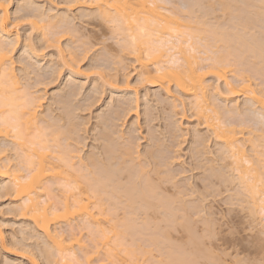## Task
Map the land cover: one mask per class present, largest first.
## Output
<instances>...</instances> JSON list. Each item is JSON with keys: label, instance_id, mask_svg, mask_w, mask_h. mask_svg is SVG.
<instances>
[{"label": "bare ground", "instance_id": "obj_1", "mask_svg": "<svg viewBox=\"0 0 264 264\" xmlns=\"http://www.w3.org/2000/svg\"><path fill=\"white\" fill-rule=\"evenodd\" d=\"M209 1L211 3L213 0ZM209 1L207 0V4ZM215 1V5L211 3L212 8L216 5L225 7L222 10V13H224L223 17L227 12L237 13V11L242 10L254 19L250 20L253 22H248L250 25L254 21L259 20V23L258 21L256 23V25H259H257L259 30H256L255 24H253L255 27L253 31L248 29L247 32L256 33L257 31L256 35L264 33H261L264 30V0ZM172 2L171 0L71 1V3L81 7L95 6L97 8L95 9L98 10V15L103 20L113 23L114 30L116 29L118 36L120 34L119 38L124 42L122 46L134 55L140 71L139 76L149 87L161 89L169 98H174L172 87H175L180 94L187 96L189 99L188 105L189 107L191 106L190 109L193 110L195 116L204 122L209 132V135H207L209 137L205 136V138L202 136L203 138L199 140L195 154L203 153L204 157L208 154L213 157L212 152L208 151L209 144H205V141L207 142V139L212 136L218 143H221V148L219 146L220 150L215 152V155H218L219 158L215 156V158L217 157L216 161L213 158L212 160L211 158L205 159L215 163L219 159L221 160L220 162L223 161V166L226 164L224 161L229 159L232 163L230 162L231 164L228 167L233 168L228 169L232 170L230 172H233L236 176L229 173L227 169L222 170L221 168L224 167H221L222 164L220 162H218L220 163V169L217 167V163L215 164L216 166L211 163L213 164V167H210L213 170L211 171L214 172L215 178L224 181L222 182L224 185L230 181L228 179L230 177L226 178L224 175L225 170L228 172L227 176L231 174V178L233 177L239 183L238 189L240 190H237L238 192L235 191V193L237 192L236 195L247 205L252 220L259 214L262 216V221H264V93L258 94L252 88L250 80L244 77L247 75L244 71H237L239 75L235 73V81L228 80L226 76L227 69L234 67L232 62L235 60L232 61L230 58L240 55L236 56L232 53L231 49L233 47L231 48L230 44L226 43V40L228 43L230 40L232 42H242L241 45L244 48H241L244 51H240L241 55L245 52V54L249 53L250 56L252 55L249 58L259 59L258 62L262 64L264 62L262 61L264 60V46L260 44L261 42H258L260 40L254 36L255 34L253 37L249 36L247 38L249 33L245 31L248 26L239 29L243 25L239 27L237 24L232 26L226 23L209 24L211 20L207 23L205 21L201 22V24L191 14L188 13L189 17L183 14L185 12L182 11H186L185 4H181V8L179 7L178 9V7L174 8L172 6ZM0 9L2 10L0 15V189L6 195L14 194L18 197L19 204L16 211L19 212L22 218L31 219L36 229L45 235L49 247L48 255L50 254V258L51 255L53 256L48 261L53 262V264H92L94 259H97L95 257L103 255L110 264H140L138 255L140 253H148L143 248L142 243H146L149 247L165 244L168 248L170 244L168 233H159L157 230V234L156 231L152 230V228H157V221L155 222V220L163 222L168 231L177 225L188 230L193 222L188 221L187 217L182 218L180 216L178 218L179 213L184 217L185 215H183V211L178 213L183 208H178L179 210L177 211L175 208L178 206L172 207L175 202L179 203L180 200L178 197V201L175 199L174 193H172L173 198L171 197V199L164 197L163 192V196L159 193L165 187L163 184L172 181L164 177L169 174L167 167L170 165L166 163L167 160L165 162L163 157L161 158L159 155L161 159L156 158L158 157L155 156L157 153L155 154V151L153 152L151 149L144 154L137 150L133 151L135 143L132 144L133 142L129 139L127 140V138L125 140L122 134L119 137L117 135V138L123 142L115 143L117 142L116 137L112 140L110 138L112 131L106 128L107 131L101 137L108 144L104 145L100 153L99 151L96 154L91 153L84 159L79 155V152L77 153L76 150H73L74 148L71 149L70 147L74 146L68 141L73 137L71 134H75L73 119L71 118L73 121H70L72 122L71 125H66L68 121L64 122L65 124H59L60 122L58 120L54 122L52 117L51 120L42 116V114L40 116L39 112L43 98L36 95V93L29 92L24 87L26 85L23 86L19 82L14 71V62L11 57L12 50L9 49L10 43L6 44V40H3L4 37H9L6 24L9 19V9L8 5L1 0ZM229 9L230 11H228ZM201 10L198 9V13ZM215 10L217 9L215 8ZM181 14L186 19H183ZM202 17L204 18L205 16L203 15ZM54 19L48 17L45 19L46 25L49 26L48 28L55 25ZM63 33L69 35L72 32L65 29ZM210 35H212V40ZM207 36H209L208 39ZM219 36L221 40L218 41L216 37ZM219 42H224L223 48L220 46L218 47L219 50L216 49L214 51L213 48L215 46L217 48L216 44ZM224 47H226V50ZM220 48L224 50L222 51ZM254 59L252 61H255ZM256 62H254V65L258 67ZM260 63L259 65L264 66ZM235 67L234 72L238 68ZM231 69L233 71V68ZM251 69L253 73L257 71L253 66ZM240 71L243 74L240 75ZM207 75H214L223 81L230 95L244 97L250 101V104L252 103V107H250V109L253 108L251 109L253 110L251 112L252 117L254 120L256 119L259 125L257 131L260 132L257 140L247 137L244 132L246 129L248 136H250L256 131L253 127L247 126L244 128L245 125L242 122L236 126L235 122L225 118L228 114L229 116H241L238 103L232 104L230 109L228 106L219 105L217 102L220 99L223 100V94L218 87L213 88L210 93L211 85L207 83ZM183 102L181 101V105L185 107V102L184 104ZM175 104L174 99L173 108H178V105ZM65 119L67 120V118ZM61 122L63 123V121ZM235 126L241 131H236ZM129 138L131 139V137ZM202 139L204 142H201ZM105 142L103 144H106ZM247 143L250 144L249 147L251 146V150L255 155L252 154L250 156L248 149L246 150ZM137 147H139L138 144ZM11 152H15V155H9ZM258 155L259 158H257ZM198 156L201 158V155ZM253 156L256 157L254 158ZM196 157L195 155V159ZM179 158L181 157L179 156ZM200 158L198 157V159ZM143 160L146 161L144 162V165L146 163V168L141 164ZM150 163L154 166L152 171H148L151 166ZM208 163L210 164V162ZM6 179L9 180L7 183L5 182ZM231 180L233 182V179ZM228 184L230 185V183ZM173 186L172 184L171 187ZM166 193L167 195L170 194L167 190ZM177 193L176 196H181V192L178 195ZM184 195L186 196V194ZM190 198H192V195ZM173 199L176 201L173 202ZM181 204L183 206V203ZM186 205L189 206L188 204ZM195 208H192V210ZM120 211L123 213L122 216L119 214ZM174 212H177V219L173 215ZM195 214L197 215L196 212ZM194 216L193 220H195ZM160 222H158V225L161 224ZM62 223L69 226L68 232L70 235L68 239L65 237L67 231L57 228ZM145 229H151L156 234H152V231H150L151 234L148 231L143 232ZM82 231L90 235L91 240L89 243L91 244L88 245V243H85L86 241L83 242L82 238L80 239ZM262 231L264 232V230ZM145 232L149 234L146 233V235ZM141 233L146 236L142 235L138 239L137 237ZM127 236H130L131 241L126 240ZM158 236L162 238L160 241ZM188 238L186 237L185 239ZM191 239L193 240L192 237ZM5 240L3 232L0 231V249L5 254L16 255L10 247L15 248L21 243L14 240V242L8 243ZM174 249H170L166 253L168 255L166 259L169 262L165 264H176L177 261L184 262L186 260L185 255H181L182 253L180 254L179 250L178 253ZM198 255L200 254L198 253ZM34 257L30 261L32 264H37V260ZM160 263L161 261H155L153 264Z\"/></svg>", "mask_w": 264, "mask_h": 264}, {"label": "rangeland", "instance_id": "obj_2", "mask_svg": "<svg viewBox=\"0 0 264 264\" xmlns=\"http://www.w3.org/2000/svg\"><path fill=\"white\" fill-rule=\"evenodd\" d=\"M1 1H3V3L5 2L9 9V19L6 22L9 37H4L3 40H6V44L10 43V48H8L12 50L11 57L14 62V71L18 80L22 83L21 85H26L24 86L26 90L36 93V95L43 98L42 107L39 112L40 116L42 114V116L49 119L52 117L53 121L56 122L58 120V122H60L59 124H65L68 121L69 123L67 122L66 125H71L74 121L73 123H75V125H73L76 126H73L75 134H71L74 138L71 137V140L69 139L70 141H68L74 146H71V149L74 148L73 150H76L77 153L79 152V155L84 159L91 153L96 154L98 151L100 153L104 145L108 144L103 141L101 136L109 129V131H112L110 138L114 140L116 137L117 139L115 143L119 141L123 142L117 138V135L119 137L122 134L125 140L127 138V140L129 139L133 142L132 144L135 143L133 146V149L134 147L135 149L133 151L137 150L144 154L151 149L153 152L155 151V154L157 153L155 156L159 155L161 158L163 157L165 162L167 160L166 163L171 166L167 167L170 175L167 173L168 175L164 177L172 181L170 183L168 181L166 183L168 185L163 184L165 187L162 186V191L160 190L161 192L159 191V193L162 195L163 192L164 197L168 199H171L172 193H174L175 199L177 200L179 198L182 202L179 200L178 203L173 199V202L177 204L175 205L172 203L173 205H171L174 208L178 206L175 208L177 211L183 208L178 211V213H182L183 211V215H185L184 217L179 213L178 217L176 216L177 212H174V217L176 216V219L177 217L180 218V216L182 218L187 217V220L193 223H191L192 225L190 224V228V225L188 226V230H186V228H184V230L180 225L176 224L177 226L170 228L168 231V228H166L163 222L155 220V222L157 221V228H152V230L156 232L158 230L159 233H168V240L171 244H169L170 248H167L165 244L149 247L146 243H142L143 248H145L148 253H140L138 255L140 264H153L155 261H161L160 264H165L169 262L168 259H166L168 257L166 253L169 252L168 250L170 249L173 250V248H175L174 251L178 253L180 251V254L182 253L181 255H185L184 257L186 260L184 259V262L177 261L178 264H264V232L262 231L264 230V221H262V216L258 214V216H256V218L254 217L252 220L247 205L236 195L238 192L237 190L240 189H238L239 183L235 181L233 177L231 178L233 172H230L232 170L229 169L233 167L229 168L228 166L232 162L229 159L224 161L226 163L225 166H227L225 168L222 164L223 161L220 162L221 160L219 159L216 162L217 164L206 160L207 158H211V160L213 158L214 161H216L217 157L215 158V156L218 155H215V152L220 150L219 146L221 143H218L212 136L213 138H208L205 144H209L208 151L212 152L213 157H210L211 155L209 154L205 155V157L203 153L195 154V149L198 147L199 140L209 135V132L204 122L195 116L193 110L190 109L191 106L189 107L188 105L189 99L187 96L180 94L175 87H172V95H174V98H169L161 89L149 87L140 78V71L138 64L135 62V57L122 46L124 42L119 38L120 34L118 36L117 31H115L116 29L114 30L113 23L111 24L103 20V18L98 15L99 13L95 6H77L71 3L72 0ZM171 2L172 6H174V8L178 7V9L179 7L181 8V4H185L186 11L183 10L182 12H185L183 14H185L186 17H189V14H191V16L200 23L204 21L207 23L211 20L209 24L226 23L231 26L237 24L239 27L243 25L242 28L239 29L248 26L245 32H247L248 29L253 31L255 27L256 30L258 29V24L256 25V23L257 21L259 23V20L255 19L256 21L253 23L255 27L253 24L250 25L249 23L253 22L250 20L254 19H252V16L249 17V15L242 10L237 11V13L235 12L236 14L227 12L223 17L224 13H222V10L225 7L223 8L219 5L214 6V8L211 7L212 4L215 5V0L211 1L212 4L210 1L207 4V0H171ZM199 2L201 5L198 4ZM215 8L217 10H215ZM198 9L201 10L199 13ZM219 9L220 11H218ZM214 11L215 13H213ZM228 11H230V9ZM209 12L212 13L210 14ZM1 14L2 10L0 9V15ZM203 15L206 18H203ZM182 16L183 19H186L184 15ZM47 17L51 19L55 18V25L50 26V28H48L49 26H47L45 22ZM202 19L204 20L202 21ZM260 22L262 21L260 20ZM65 29L66 31L70 30L73 34L70 33L69 35H65L63 33ZM262 32H264V30H262L261 33ZM247 33H249L247 38H249V36L253 37L255 34L254 36L260 40L257 41L259 43L261 42L260 44L264 46V33L261 35H259L260 33L256 35L257 31L256 33L250 31ZM240 36L243 37L242 35ZM208 37L209 36H207V39ZM211 37L212 35H210V38ZM216 38L218 41L221 40L220 36ZM226 43L230 44L231 48L233 47L231 50L234 55H240L237 57L232 56L233 59L230 58L232 61L235 59L232 63L234 67L236 66L238 68L235 67V72L234 67H231L233 71L231 68L227 69L226 76L228 80L235 81V73H237V71L239 72V70L244 71V73L247 74H244V77L250 80L252 88L256 90L258 94L264 93V66L259 65V59H254L253 57L249 58L252 55L250 56L249 53L245 54L246 52L243 57L244 54L241 55L242 53L240 52L244 51V49H242L244 47L241 45L242 42H232L230 40L228 43L226 40ZM223 44L224 42H219L216 44L217 48L215 45V48H213L212 44L211 47L216 51L220 46L223 48ZM225 48L226 47H224V49ZM224 49L221 50L223 51ZM253 59L257 61L258 67L260 66V71L258 67L254 65L255 61H252ZM262 65H264V62ZM252 66L257 70L256 72L254 71V73L251 69ZM241 71L240 75L243 74ZM258 71L259 73H257ZM237 75L239 74L237 73ZM206 80L207 83L211 85L210 93L213 88L218 87L223 94V100L220 99L217 102L219 105L221 104L224 107L228 106L230 109L232 104L235 105L238 103L237 105L241 111V116H229L228 114L225 118H229L232 122H235L236 126H238V123L242 122L245 125V127L243 126L244 128L247 126L253 127L256 131L250 136H248V131H246V129L244 132L247 137L257 140L260 132L257 131L259 125L256 119L254 120L252 117L251 112L253 110L251 109L253 108L250 109L252 103L250 104V101L246 100L244 97L230 95L223 81L219 80L216 76L207 75ZM174 99L178 108H173ZM181 101L185 102V104L183 102V104L186 105L185 107L181 105ZM125 108L126 110H124ZM65 118H67V120ZM61 121H63V123ZM236 126V131H239L240 129ZM78 136L81 140H79L80 138ZM129 137H131V139ZM174 139L176 140L174 141ZM103 142L106 144H103ZM201 142H204L203 139ZM8 144L11 145L9 142ZM137 144L139 147L136 148ZM249 145L248 143L246 144V150L248 149L250 156H252V154L255 155ZM217 153L219 154V152ZM9 155H15V152H11ZM195 155L197 156L196 159ZM198 155H201V158ZM159 156L156 158L160 160L161 158ZM179 156L181 158H179ZM198 157L200 159H198ZM253 157L255 158L256 156ZM257 158H259V155ZM163 159L162 161H164ZM144 162L146 161L143 160L141 164L144 165ZM208 162H210V164H216L219 169L221 163V167H224L221 168L222 170H229L228 172L231 173V176L226 175L228 174L226 170L225 172L223 171L226 178L230 177L228 178L230 181L227 179L229 182L225 183L226 186L222 183L224 181L215 178L214 172H212L213 170L210 168L211 166L213 167V164L210 165ZM150 164V168L147 167L150 169H148V171H152L154 167L152 163ZM233 175L236 176V174ZM231 179H233V182ZM8 181L9 180L6 179L5 182L7 183ZM171 183L174 185L173 187H171ZM228 183H230V185ZM176 189L181 192V196L178 195L180 193ZM166 190L168 193L170 192L171 195H167ZM235 191L237 192L235 193ZM175 192H178V196H176ZM192 193H195V195ZM184 194H186V196ZM191 195L192 198H190ZM18 201L19 199L16 195H6L3 190L0 189V231L3 232L6 239L5 241L8 243L11 241H19L21 243L15 248L10 247L12 248V252L16 255L5 254V252L0 249V264H32L30 260L34 256L37 260V264H53V262L48 261V259H52L53 256L51 255L50 258V254L48 255L49 252L47 251H49V247L47 238L42 232L36 229L31 219L22 218L19 212L16 211L19 204ZM181 203H183L185 207H183ZM174 208H172L173 211H175ZM192 208L195 209L192 210ZM187 213H189V215H187ZM119 214L122 216V211H120ZM193 216L195 220H193ZM156 217L158 216L156 215ZM158 222L161 224L158 225ZM207 223L210 225L208 226ZM68 227L69 226L64 223L57 226L58 229L67 231L65 233L67 239L70 235ZM152 230L145 229L143 232L148 231L150 233ZM153 231L152 234H154ZM82 232V235L80 234V239L82 238L81 240H83V242L86 241L85 243H88V245L91 244L89 243L91 240L90 235L86 234L85 231ZM148 232H145V234ZM145 234L141 233L137 238L139 239L142 235L145 237L147 235ZM127 237L129 238L130 236ZM186 237L190 239H185ZM128 238L126 240L131 241V239ZM160 239L162 238H159V241ZM198 253L200 255H198ZM95 258L97 259H94L92 264H110L103 255Z\"/></svg>", "mask_w": 264, "mask_h": 264}]
</instances>
